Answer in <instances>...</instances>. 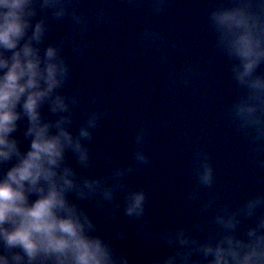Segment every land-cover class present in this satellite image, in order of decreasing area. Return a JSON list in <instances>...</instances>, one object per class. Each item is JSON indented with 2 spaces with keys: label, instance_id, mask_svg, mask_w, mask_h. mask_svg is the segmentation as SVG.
Instances as JSON below:
<instances>
[{
  "label": "clouds",
  "instance_id": "clouds-1",
  "mask_svg": "<svg viewBox=\"0 0 264 264\" xmlns=\"http://www.w3.org/2000/svg\"><path fill=\"white\" fill-rule=\"evenodd\" d=\"M167 3L152 0L156 12ZM78 7V0H0V264H130L126 255L116 253L111 239L99 234L82 202L103 209L122 193L123 214L136 220L145 216L144 188L129 186L125 178L138 165L150 163L146 126L134 134L133 164L115 166L103 177L85 174L92 165L94 131L108 110L84 109L76 126L81 99L65 91L72 74L65 48L83 56L84 46L71 34L49 41L53 19L70 18L76 35L87 33L93 18ZM102 16L101 8L94 19ZM207 19L214 46L231 62L232 80L241 90L228 108L229 117L256 142L258 152L264 150L259 143L264 141V71H257L264 65V0H219ZM142 38L154 41L160 35L145 29ZM182 80L185 86L191 83ZM98 99L93 96L90 102ZM259 166L264 167V160ZM194 172L199 185L214 184L213 165L199 149ZM189 198L197 199L199 193ZM213 203L210 198L204 210ZM260 209L264 194L236 208L224 205L214 216L218 231L203 239L183 226L167 229L161 238L175 251L154 264H264ZM248 218L254 223L241 231ZM192 227L201 229L199 223ZM139 231L151 235L144 224ZM116 236L124 239L126 233L120 229Z\"/></svg>",
  "mask_w": 264,
  "mask_h": 264
},
{
  "label": "water",
  "instance_id": "water-1",
  "mask_svg": "<svg viewBox=\"0 0 264 264\" xmlns=\"http://www.w3.org/2000/svg\"><path fill=\"white\" fill-rule=\"evenodd\" d=\"M264 71V65L257 69ZM241 90L234 82L233 100ZM264 144V141L259 142ZM264 160V150H256V142L250 135L245 134L231 120L230 141V169H229V205L236 208L248 198L264 194V167L259 166V161ZM259 211L264 212V209ZM254 223V218L245 219L241 224V231Z\"/></svg>",
  "mask_w": 264,
  "mask_h": 264
}]
</instances>
